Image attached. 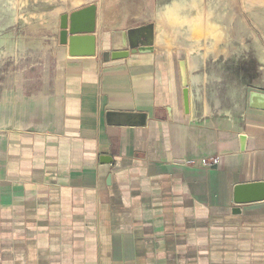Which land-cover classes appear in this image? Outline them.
<instances>
[{
    "label": "crops",
    "instance_id": "obj_1",
    "mask_svg": "<svg viewBox=\"0 0 264 264\" xmlns=\"http://www.w3.org/2000/svg\"><path fill=\"white\" fill-rule=\"evenodd\" d=\"M167 1L59 13L97 7L96 55L59 46L52 90L0 91V264H264V201L233 197L264 183V110L248 106L264 85L203 100L213 77L264 74V46L185 40ZM148 23L151 52L103 61Z\"/></svg>",
    "mask_w": 264,
    "mask_h": 264
},
{
    "label": "rangeland",
    "instance_id": "obj_2",
    "mask_svg": "<svg viewBox=\"0 0 264 264\" xmlns=\"http://www.w3.org/2000/svg\"><path fill=\"white\" fill-rule=\"evenodd\" d=\"M90 0H0V91L18 90L19 94L35 96L58 81L60 67L58 37L59 13L77 8ZM93 1V0H91ZM107 2L108 0H104ZM122 1V2H121ZM143 2L146 0H142ZM153 0H148L152 3ZM167 1V0H164ZM121 9L131 12L141 0H119ZM167 7L180 8L184 14V39H224L240 42L246 48L256 42L264 46V0H168ZM204 9L206 12H204ZM173 18V17H172ZM165 23L168 22L165 20ZM180 26V27H181ZM179 27V28H180ZM172 28V27H171ZM236 38H239L236 39ZM250 48V47H249ZM243 51V50H242ZM253 52V51H251ZM239 65V63L237 62ZM233 71L241 69L238 67ZM233 67V66H231ZM241 67V66H240ZM243 71H249L244 68ZM235 75L211 78L208 82L209 102L230 99L231 91L245 86L246 81L264 85V74ZM238 88V89H237ZM239 94V93H238Z\"/></svg>",
    "mask_w": 264,
    "mask_h": 264
},
{
    "label": "water",
    "instance_id": "obj_3",
    "mask_svg": "<svg viewBox=\"0 0 264 264\" xmlns=\"http://www.w3.org/2000/svg\"><path fill=\"white\" fill-rule=\"evenodd\" d=\"M97 7L90 4L70 13L58 17V45L67 48L69 57H94L96 55V27ZM123 40L118 48L102 53L103 61H119L133 56V54H147L152 51L154 25L138 26L122 35ZM104 44V43H103ZM180 71V86L182 87V103L185 112L189 107L188 77L183 61L178 63ZM248 106L252 109L264 110V94L256 91L249 92ZM128 116V115H127ZM131 117V116H128ZM141 121L140 124H143ZM103 161V159H100ZM105 163V162H104ZM236 205L264 201V183L250 182L237 185L233 190Z\"/></svg>",
    "mask_w": 264,
    "mask_h": 264
},
{
    "label": "built area",
    "instance_id": "obj_4",
    "mask_svg": "<svg viewBox=\"0 0 264 264\" xmlns=\"http://www.w3.org/2000/svg\"><path fill=\"white\" fill-rule=\"evenodd\" d=\"M215 162H216V159L211 161L212 164H215ZM186 164H193V162L188 161V162H186Z\"/></svg>",
    "mask_w": 264,
    "mask_h": 264
}]
</instances>
